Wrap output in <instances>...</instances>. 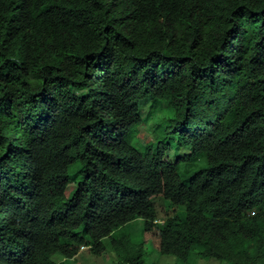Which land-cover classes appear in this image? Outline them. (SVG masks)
<instances>
[{"label": "trees", "instance_id": "obj_1", "mask_svg": "<svg viewBox=\"0 0 264 264\" xmlns=\"http://www.w3.org/2000/svg\"><path fill=\"white\" fill-rule=\"evenodd\" d=\"M146 97L171 114L139 149ZM104 238L112 264H164L147 239L264 264V0H0V264Z\"/></svg>", "mask_w": 264, "mask_h": 264}, {"label": "rangeland", "instance_id": "obj_2", "mask_svg": "<svg viewBox=\"0 0 264 264\" xmlns=\"http://www.w3.org/2000/svg\"><path fill=\"white\" fill-rule=\"evenodd\" d=\"M158 106L164 107H157L154 103L150 100L149 97L139 101V109L141 115L144 117L143 125L139 128V135L134 141V145L141 149L142 147L139 146L143 144L145 141L154 137L155 131H157L158 125H163L166 122V117L170 116L171 108L163 103H159ZM170 140V139H169ZM174 145L176 139L170 140ZM189 151V148H187ZM170 156L175 158V153L170 150ZM73 165L70 166V172H73ZM74 185L73 183H69L66 189V194L69 195L70 192L73 190ZM156 208H157V218L158 220H162L165 215H172L173 212H177L178 209L174 207V205H170L167 200H163L161 197L156 196L154 198ZM183 207L179 206V215L182 216ZM126 232L128 233L129 237L133 241H140L144 238L143 234V222L142 219L136 218L131 222L126 223L123 227L117 229L115 234ZM103 242L105 243L106 249L101 251V253L97 256L92 255L88 248H80V251L76 254L74 258H72L67 264H112L111 262V251H110V244L109 239L104 238ZM144 259L146 262H161L164 264H185L179 258L175 257L172 254H161L159 253L158 249L147 239L144 241ZM53 261L56 263L63 261V256L60 253H54L52 255ZM187 264V263H186ZM194 264H227L226 262H217L216 260H197Z\"/></svg>", "mask_w": 264, "mask_h": 264}, {"label": "clouds", "instance_id": "obj_3", "mask_svg": "<svg viewBox=\"0 0 264 264\" xmlns=\"http://www.w3.org/2000/svg\"><path fill=\"white\" fill-rule=\"evenodd\" d=\"M81 248H83V247H81Z\"/></svg>", "mask_w": 264, "mask_h": 264}]
</instances>
